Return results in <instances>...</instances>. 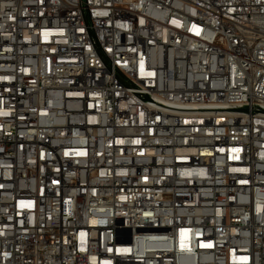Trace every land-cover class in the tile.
<instances>
[{"label": "built area", "instance_id": "obj_1", "mask_svg": "<svg viewBox=\"0 0 264 264\" xmlns=\"http://www.w3.org/2000/svg\"><path fill=\"white\" fill-rule=\"evenodd\" d=\"M0 264H264V0H0Z\"/></svg>", "mask_w": 264, "mask_h": 264}]
</instances>
